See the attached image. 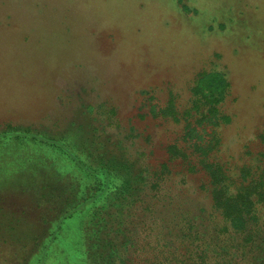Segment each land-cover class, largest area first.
I'll return each mask as SVG.
<instances>
[{
  "label": "rangeland",
  "instance_id": "1",
  "mask_svg": "<svg viewBox=\"0 0 264 264\" xmlns=\"http://www.w3.org/2000/svg\"><path fill=\"white\" fill-rule=\"evenodd\" d=\"M32 133L125 179L111 173L98 199L74 204L93 182L63 173L52 151L40 161L56 162L51 182L66 193L42 202L30 173L17 183L24 143L0 146V264H121L131 240L137 262L156 263L182 230L214 239L218 262L256 264L264 0H0V137Z\"/></svg>",
  "mask_w": 264,
  "mask_h": 264
},
{
  "label": "trees",
  "instance_id": "2",
  "mask_svg": "<svg viewBox=\"0 0 264 264\" xmlns=\"http://www.w3.org/2000/svg\"><path fill=\"white\" fill-rule=\"evenodd\" d=\"M211 109L214 110V107ZM34 135H31V137L24 136V135H4L0 137V146L6 147L7 142L9 141H14L18 140L20 144L25 145V148L29 154L25 155L26 157L25 160H21L18 158V161L13 162L12 164L15 166L16 170H19V175L17 178H20L18 180V185L24 184L23 182L27 181V175L28 173L31 174V178L33 182L31 184L34 185L35 191L39 193L41 201L43 202L44 200L48 202L49 199H54V200H61L63 199V195L66 193V191L59 186L58 180L57 186H54V184L51 182V179L56 180V176L59 173V168H55L54 164L56 163L55 161L53 162V165H50L51 167L48 168V163L51 161V157L49 160L46 162L41 163L40 159L41 157L43 158L42 154L46 155L47 153L52 154V151H57V156H61L63 159L61 160L62 166L61 169L63 170V173H65L67 176L69 174H75L77 171H79L82 174L81 178H85L86 181L85 183H92L89 185H84L81 186V193L79 195V198L74 202L77 203L79 202L80 205L83 204L86 198H95L98 199L102 195V191H104L105 187V182L111 183L113 179L109 181L108 175L113 173L115 174V177L117 180L120 182V184H123V181L125 179V172L119 171L120 174L117 173V170L115 167H112L111 165L104 164L105 168L100 165V164H86L82 159L77 158L76 156L73 155V158H71L68 154H64L62 151L55 149V146H58L55 143H49L47 142L50 140L52 136H49L47 134H41V133H32ZM54 138V137H52ZM58 139V138H56ZM26 141V142H25ZM55 141L52 139V142ZM55 145V146H54ZM25 150V151H26ZM50 150V152H48ZM52 156V155H51ZM21 160V161H19ZM60 162V161H59ZM44 164V165H43ZM52 164V163H49ZM56 165V164H55ZM96 166L98 169H93L95 170V173L92 172V168ZM54 168V169H53ZM101 170H105L104 172H101ZM22 172H25L27 174H24ZM22 173V174H21ZM72 176H69V178ZM38 179V180H37ZM74 180H79L75 177ZM38 181L39 184H36ZM70 182V181H69ZM71 183V182H70ZM260 188L264 184L263 181H259ZM117 185V184H116ZM85 190L86 188L91 189L93 192L89 191L87 195H85ZM93 188V189H92ZM263 188V187H262ZM118 189H121L120 187ZM230 186L228 184L223 185V188L218 189V191H213L212 193V198H213V208L220 210L222 207V199L220 198V193H223L224 190H229ZM84 193V194H83ZM83 194V195H82ZM72 201V200H71ZM70 201V202H71ZM64 203V202H63ZM79 205V206H80ZM84 206V205H83ZM42 207V206H41ZM73 208L74 210H78L76 206L74 205ZM78 207V206H77ZM45 221L42 220V225ZM167 228V227H166ZM168 233H172L171 227L168 229ZM231 230L234 231L235 228H237L236 221H232L231 227H229ZM263 228H257L253 231L250 232V237H248L244 241H250L253 242L254 240L260 239V233L262 232ZM177 232V240L178 244L175 247H170L169 245L166 244V241L163 242V244H158L157 246V252L155 255V258L157 259L156 263H150V264H231L233 263L234 260L230 259L229 261L224 260L223 262H218L217 259L214 260L210 256L209 250L207 248L211 245L214 244V239H211V241H208L207 239H204L203 237H198L197 233L193 232H182L176 231ZM180 233H182L180 235ZM166 235V234H165ZM163 241V240H161ZM243 241V242H244ZM262 242H264V238H261ZM209 242V243H208ZM241 243L237 255L235 256L236 259L241 258L242 255H244L245 251H247V248L250 243ZM130 247L132 248L131 251L128 252L127 256H125V259L121 260V264H141L135 260L137 254L141 251H143V248H138L137 247V242L135 240H131L129 242ZM98 245H95L97 247ZM255 253V259H256V264H264V244L261 246L256 247V252ZM104 259H108V255L105 254L103 257ZM114 259V258H113ZM150 261V258L147 256L143 262V264H148Z\"/></svg>",
  "mask_w": 264,
  "mask_h": 264
}]
</instances>
